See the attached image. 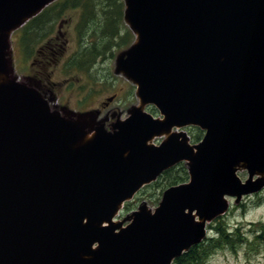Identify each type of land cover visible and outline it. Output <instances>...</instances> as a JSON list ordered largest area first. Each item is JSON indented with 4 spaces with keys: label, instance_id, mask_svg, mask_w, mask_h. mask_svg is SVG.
<instances>
[{
    "label": "water",
    "instance_id": "obj_1",
    "mask_svg": "<svg viewBox=\"0 0 264 264\" xmlns=\"http://www.w3.org/2000/svg\"><path fill=\"white\" fill-rule=\"evenodd\" d=\"M53 1L0 0V264H172L206 237L227 194L264 186V0H125L136 39L117 70L139 104L112 131L90 125L91 114L51 111L10 75L13 31ZM188 125L205 130L199 143L173 131ZM182 161L188 183L166 189L153 211L139 206L126 226L114 221Z\"/></svg>",
    "mask_w": 264,
    "mask_h": 264
},
{
    "label": "rangeland",
    "instance_id": "obj_2",
    "mask_svg": "<svg viewBox=\"0 0 264 264\" xmlns=\"http://www.w3.org/2000/svg\"><path fill=\"white\" fill-rule=\"evenodd\" d=\"M104 1L102 0V2ZM102 2L101 0L91 2L93 3L92 12L90 11L91 13L85 23H81L80 34L83 38L84 50L71 61L69 71H66L62 63L75 49L76 24L80 23V19L79 23L77 22L78 18L80 13L81 15L85 13L86 8L77 5L57 12L40 28L43 30L53 28L51 36L44 40L40 36L30 34V50L32 48L38 49V46L46 43L48 38L60 35V32L64 35H61L60 38L65 48L63 55L58 54L49 62L39 60L40 62L34 68L42 72L39 75L44 77L43 80L47 83L43 85L44 88L49 89L47 98L29 77L23 78L29 70L22 55L24 53V41L21 28L15 30L11 35L7 51L9 72L12 78L33 87L47 99L51 111H57L64 117L84 118L85 116L80 110L88 115L91 114L88 122L94 126L100 123V115L94 111L95 108L101 107L111 96L110 107L116 108L119 105L123 117L127 115V107L130 109L139 104L135 84L123 72L117 70L119 57L132 46L136 39V34L125 19V0H111L113 6H117L113 13L116 18L112 20H109L108 14H105L110 7L99 5ZM66 38L68 41L64 43ZM107 41L109 42L104 48L105 51L99 50ZM79 66L81 67L79 68ZM61 68L65 71H61ZM34 69L32 72L35 74ZM39 81L40 79L37 77L35 82L39 83ZM50 92H53L56 98H53ZM58 103L60 105L65 103V106L60 107ZM188 131L190 135V129ZM192 131L196 137L201 138L203 135V132L200 133L197 128L192 129ZM186 168L188 173V167L186 166ZM175 172L170 173L174 175L172 183L186 176L184 172L179 174ZM168 175L164 176L167 177ZM189 177L188 173L186 180L178 184L185 183ZM245 177L246 175L243 178ZM159 184L161 185V183ZM157 185H149L144 188L142 193L136 195L133 201L135 206L130 204L129 208L124 207L117 218H126L124 223H129L128 218H131L133 211H136L141 205H146L148 211L155 210L161 201L164 190L160 185ZM225 214L218 217L212 224L215 228L228 227L229 232L232 233H228L232 241L229 243L226 241L223 246L214 249L202 264H264V238H261V236L264 237V190L256 195H246L242 200L235 203L234 199L231 198L230 207ZM209 235H212V232Z\"/></svg>",
    "mask_w": 264,
    "mask_h": 264
},
{
    "label": "flooded vegetation",
    "instance_id": "obj_3",
    "mask_svg": "<svg viewBox=\"0 0 264 264\" xmlns=\"http://www.w3.org/2000/svg\"><path fill=\"white\" fill-rule=\"evenodd\" d=\"M52 6H56L58 4L53 3L51 4ZM50 5V6H51ZM62 6H68L67 8L71 7L68 4L66 5V3H62L61 5H59V7ZM57 14V11H48L46 12V9L43 10L40 14H38L36 17L32 18L28 25H26V27H28V34H29V40H30V34L32 36H40L42 38V40H44L46 37L51 36L50 34L53 33V28L50 29H40L41 26L45 23H47L49 21V19H51L52 17H54V15ZM81 16V13H80ZM79 19L78 18V23H79ZM82 21L80 19V23L76 24V38L75 40V49L74 51L68 55L64 61H63V67L66 69V71H69L70 69V63L71 61H73L81 52L78 47L81 45V41H82V37L80 34V30L82 27ZM51 31V32H50ZM61 35H63V33L60 32V35H57L53 38H48L46 43H44L43 45L38 46V49L32 48L29 52V58L27 59V62L29 61L28 64V70L27 73L24 75L23 78L29 77L32 81V83L37 84V87L39 88V90L42 92V94L47 98L48 97V92L49 89H46L43 87L44 84H47L45 82L44 77H41L39 74H42V72L39 69H34L38 63L40 62L39 60H43L44 62H49L51 61L54 57H56L58 54L63 55L64 52V45L63 43H61L60 38ZM64 36V35H63ZM29 40H28V45H29ZM60 41V42H59ZM68 41V39L66 38L64 40V43ZM30 48V47H29ZM40 57V58H39ZM71 57V58H68ZM38 60V61H36ZM33 61V62H32ZM81 66H79L80 68ZM32 69L35 70V74L34 72H32ZM65 69L61 68V71H65ZM37 77H39L40 81L39 83L35 82L37 80ZM33 88V87H32ZM51 95H53V98H56L55 94L53 92H50ZM43 96V97H44ZM44 97V98H45ZM112 103V96L108 98V101L104 102L103 105H101V107L95 108V112L98 113V115H100V123L101 126L107 130H113L115 124L118 121H121L122 118H125L127 115H125V117H123V112L120 111V106L118 105L116 108L114 106L110 107ZM59 104V103H58ZM60 105V104H59ZM65 106V103H61L60 107ZM151 112L154 113L155 116H160L159 112L157 111V109L153 106H149L148 107ZM82 111V110H80ZM129 111V108L127 107L126 110V114ZM98 126V125H97ZM189 129H193L192 127H187L184 128L185 131L188 132L189 134ZM192 141H193V137L190 135ZM164 137H158L155 140L160 143L163 140ZM256 195V194H254ZM252 226V224H250ZM261 238H264L263 236H261Z\"/></svg>",
    "mask_w": 264,
    "mask_h": 264
},
{
    "label": "trees",
    "instance_id": "obj_4",
    "mask_svg": "<svg viewBox=\"0 0 264 264\" xmlns=\"http://www.w3.org/2000/svg\"><path fill=\"white\" fill-rule=\"evenodd\" d=\"M93 0H58L56 1V3L58 5H61L62 3H66V5L68 4L69 6H80V7H84L86 8L85 13H83L80 16V19L83 23H85V21L87 20V18L89 17V14L92 12L91 10V6L93 3H91ZM102 2V0H101ZM99 4V3H98ZM101 6H108L110 7V9L108 11L105 12V14H108V19L112 20L115 19L116 17H114L113 13L114 8L117 6H113V3H111V0H105L104 2H102L101 4H99ZM58 6H54L53 8L50 6L46 12L53 10L54 8H56ZM68 6H62L60 7V9H58V13L60 11H62L64 8H66ZM107 9V8H106ZM55 10V9H54ZM91 11V12H90ZM82 37V35H81ZM105 46H106V42L105 44L102 46L103 48H99V50H104L105 51ZM199 130V129H198ZM173 171H176L175 173L179 174L180 172H184L185 175L187 176V168L184 164H180L177 167H174L172 169H169L165 172V175H168L170 173H172ZM186 176L185 178L172 183L174 180V175L170 174L167 177L163 176V178L165 177V179L156 183L158 184L157 186L160 185V187H162L163 189L172 186L174 184H178L180 182H183L186 180ZM230 230L228 229V227H214L213 232H212V236L210 238H208L205 242L200 243L199 245H195L193 246L191 249H189L188 251L184 252L180 257L176 258L173 262V264H202L203 262H205L207 260V258L212 254V252L214 251V249H216L217 247H221L225 244V242L227 241V243H229V241L231 242L232 240L230 239V235H228V233L232 234L231 232H229ZM215 236V237H214Z\"/></svg>",
    "mask_w": 264,
    "mask_h": 264
},
{
    "label": "bare ground",
    "instance_id": "obj_5",
    "mask_svg": "<svg viewBox=\"0 0 264 264\" xmlns=\"http://www.w3.org/2000/svg\"><path fill=\"white\" fill-rule=\"evenodd\" d=\"M195 220L200 221V218L194 214Z\"/></svg>",
    "mask_w": 264,
    "mask_h": 264
}]
</instances>
